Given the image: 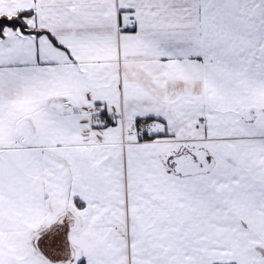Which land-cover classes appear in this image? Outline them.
Returning <instances> with one entry per match:
<instances>
[{
  "label": "snow or ice",
  "instance_id": "6c2138e0",
  "mask_svg": "<svg viewBox=\"0 0 264 264\" xmlns=\"http://www.w3.org/2000/svg\"><path fill=\"white\" fill-rule=\"evenodd\" d=\"M0 264H264V0H0Z\"/></svg>",
  "mask_w": 264,
  "mask_h": 264
}]
</instances>
